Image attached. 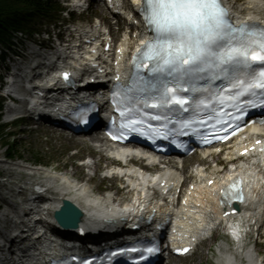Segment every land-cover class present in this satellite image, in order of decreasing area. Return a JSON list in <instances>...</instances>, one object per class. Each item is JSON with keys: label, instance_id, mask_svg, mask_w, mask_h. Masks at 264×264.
<instances>
[{"label": "snow or ice", "instance_id": "1", "mask_svg": "<svg viewBox=\"0 0 264 264\" xmlns=\"http://www.w3.org/2000/svg\"><path fill=\"white\" fill-rule=\"evenodd\" d=\"M141 14L153 36L137 49L133 64L148 77L137 72L135 87L124 90L120 114L128 123L121 127L143 125L142 108L162 110L148 118L168 121L165 109L188 112L194 105V114L205 110L211 120L212 113L230 116L226 107L237 112L243 105L256 107L247 97H259L264 106V27L234 25L223 0H143ZM217 80L221 86H211ZM190 92L200 96L190 99L185 95ZM197 122L207 123H189Z\"/></svg>", "mask_w": 264, "mask_h": 264}, {"label": "rangeland", "instance_id": "2", "mask_svg": "<svg viewBox=\"0 0 264 264\" xmlns=\"http://www.w3.org/2000/svg\"><path fill=\"white\" fill-rule=\"evenodd\" d=\"M42 26L43 29L49 28V26H47V24L44 22L42 23ZM1 122L3 123L5 122L4 115L3 117H1ZM26 128H30V127H26L25 125H20L17 128L10 129V131H13V133L15 131L16 133L15 136L12 137V142L10 141V143L14 145L12 150L14 151V153H12V155H14L13 157L14 163H20L17 162L19 159L15 158L16 156H20L36 164L37 162L38 163L40 162L43 165H48L46 166L48 167V170H53V169L57 170L58 168L60 171L59 173L60 175L61 174L64 175L63 173H66L70 178H74L78 182L86 183L90 187V189L95 191L94 193H96L99 189H101V191L104 190L109 191L111 196L117 195L115 191L119 190V188L122 186V184L120 183V179L117 177L114 178L112 177L110 179L104 177L105 170L107 169V167H109L111 162L108 160V158H106V156H102L100 154L94 153V151L90 149L89 145H84L89 143L88 140L81 142L78 139L81 137H76L73 139L65 138L57 131L46 128H38L34 130L33 129L27 130ZM82 139L84 138L82 137ZM6 149L7 147H5V145L2 144V142H0L1 159L3 154H5L6 152ZM75 151H77L78 153L74 154ZM87 155L92 157L91 161L87 160V162L91 164V166L89 167L88 166L85 167L82 165V163H85L84 158ZM97 161H99V165L95 172L92 163ZM1 162L2 161H0V163ZM208 162L210 163L211 160L208 159L203 160L200 156H195L193 158L186 160V162L184 163V167L183 166L180 167L178 164L175 163L176 166L174 168L178 171H182L183 175L186 176L188 170L191 167H194L198 164H205ZM4 163L5 162L0 164V166L4 165ZM11 172L12 174L17 173L13 171ZM40 172L38 171V173ZM38 173H35L34 175L31 176L26 175L27 178L22 174L14 175L12 180L13 183L11 186L15 187V182H19L22 186H24L29 181L45 182V179L43 178L44 174H42L43 172L39 174L40 177H34ZM0 180L4 181V178H0ZM54 183L57 184L58 181ZM29 186L30 185H27V187ZM0 187H6V186H1L0 184ZM107 191L106 193H108ZM100 194H104V193H100ZM122 195L124 199L128 198V193H126L124 190ZM222 232H224V229L220 230L214 236H217V238L220 239ZM218 244H221L220 240L216 244L214 243V241L211 240L206 241V243H204L203 246L201 245L196 251V253H194L191 257L184 259H177V260L175 259L169 263L170 264H218V260H219V255L217 254ZM257 250L259 251V253L264 254V246H257Z\"/></svg>", "mask_w": 264, "mask_h": 264}, {"label": "bare ground", "instance_id": "3", "mask_svg": "<svg viewBox=\"0 0 264 264\" xmlns=\"http://www.w3.org/2000/svg\"><path fill=\"white\" fill-rule=\"evenodd\" d=\"M235 3H237V1H235ZM241 8H244L245 10H250L255 9L254 7V3L251 0H246L242 5ZM260 11V10H258ZM43 59V58H42ZM45 60V59H43ZM15 78V77H14ZM13 110V108L7 104L5 106V117L8 118L11 111ZM88 137V138H87ZM79 141H86L88 140L89 143L84 144V145H90V147L97 149V147L95 146V142L97 141H101L100 138L98 137H94V136H84V139L82 138H78ZM130 149H112L111 147H109L107 144H105L104 142L101 141L100 143V148L98 149V153L100 155H105L107 157H114L116 158V160L118 159H125L126 162V166H121L118 165L119 168H114L115 169V173L118 174L120 173V171H125V175H127L126 173L130 174V178L131 180L128 182V185L132 186L133 188H136L137 186H139L141 184V180H143L144 175H140L138 173V170L135 168L130 167L129 163H133L134 160L139 161L138 163H141L142 161H144L147 164L151 162H155V158H152L150 156H146L137 152H133L131 153ZM208 152H210L209 150H204L202 152V155L207 154ZM230 154V153H228ZM204 157V156H203ZM166 158H163V161L160 162L162 164L166 163ZM184 163L186 160L182 159V160H178L175 163ZM113 163V161H111V164ZM170 163V161H169ZM95 172L96 169L98 168L99 165V161L92 163ZM151 165V164H150ZM246 172L250 169L248 167V165L246 166L245 163L241 164ZM89 167L91 165H85V167ZM174 166V165H173ZM1 168V173L7 177L8 181L7 182H0L1 186H6V187H0V200L9 204L10 209H12L13 204L11 203V200H8L5 195H3V193L1 192V190L7 189L9 191H11V189L8 187V184L10 183V180L12 179L13 175L11 171L13 172H17L16 174L19 173H25L29 176L34 175L35 173H38V171H43L45 177H46V182L45 183H49L54 185L53 190L57 193H61L60 195L65 194H71V196H68L67 198L72 201L83 213V217L81 220V225L85 224L88 225L89 227H95L96 225L94 223H98V218L101 216L106 215L107 213L111 212V206L109 204V196L106 192H104V194H96L94 193V191L92 189H90V187L86 184V183H77L71 179H69V177L65 174V175H56L54 173H50V172H46L48 170H41V169H32L33 172H27L24 171V169H28V167L24 164H20V163H9V162H5L4 165L0 166ZM30 169V168H29ZM202 170V169H201ZM213 170H216L215 173L217 174V177L219 176V169L218 168H213ZM4 173H3V172ZM174 171V170H172ZM176 172L181 176V172L177 171ZM235 173V171H230L228 174H232ZM233 173V174H234ZM243 173L244 176V181H245V189H246V202L244 203L243 206H247V210H249L247 213L242 214L239 218L234 219L233 220V224L234 225H241V227H244L247 223H248V219L249 217H247L253 206L254 203L256 201L257 196L261 193V187L255 185L257 184L259 181L256 179L257 176L259 175V171H254V169L251 168V171H249V175L253 174L252 176L246 175L244 174L245 172H241ZM115 174V175H116ZM214 174V173H211ZM199 175H201L203 177V179H206V181L208 180V177L210 174L205 175L203 174V172H199ZM29 178V177H28ZM30 179V178H29ZM55 180V181H54ZM248 180H250V182L252 181V186L250 187V182H248ZM58 181L57 184H55L54 182ZM201 181V179L199 180V182ZM217 184V181H215L214 186ZM261 184V181H260ZM46 184L42 185V187L45 188ZM262 186V185H261ZM48 188H50V186H48ZM64 194V195H65ZM52 195V194H50ZM65 197V196H61V197H57V198H52V199H47L45 203L48 204V206H51L53 209L57 208L58 205L60 204V200ZM200 198L205 201V200H210L209 197H207L205 194L204 195H200ZM247 203L249 205H251V207L249 208ZM209 205V204H208ZM207 205V206H208ZM208 211L206 212V216H208L211 212L214 211V208L212 206H209V208L207 209ZM94 221V222H93ZM228 222V221H227ZM232 223V222H231ZM243 257H246L248 262L250 263L249 259L252 257L250 250L246 249L244 244L242 243V240H239L238 242H235L233 244L232 250L230 252V254L228 255V257H223L221 256V264L224 262V264H237L235 261H232V259L234 258L235 260H239ZM179 259V258H177ZM176 259V260H177Z\"/></svg>", "mask_w": 264, "mask_h": 264}, {"label": "trees", "instance_id": "4", "mask_svg": "<svg viewBox=\"0 0 264 264\" xmlns=\"http://www.w3.org/2000/svg\"><path fill=\"white\" fill-rule=\"evenodd\" d=\"M52 8V0H0V43L9 42L11 30H28L37 17L47 16Z\"/></svg>", "mask_w": 264, "mask_h": 264}, {"label": "water", "instance_id": "5", "mask_svg": "<svg viewBox=\"0 0 264 264\" xmlns=\"http://www.w3.org/2000/svg\"><path fill=\"white\" fill-rule=\"evenodd\" d=\"M72 214H75L74 211H70ZM79 218V216L76 218V220Z\"/></svg>", "mask_w": 264, "mask_h": 264}]
</instances>
